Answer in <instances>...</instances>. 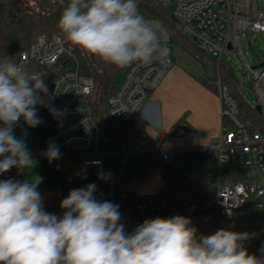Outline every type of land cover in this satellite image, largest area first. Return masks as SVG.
<instances>
[{
	"label": "clouds",
	"instance_id": "1",
	"mask_svg": "<svg viewBox=\"0 0 264 264\" xmlns=\"http://www.w3.org/2000/svg\"><path fill=\"white\" fill-rule=\"evenodd\" d=\"M57 27L66 42L119 67L168 56L161 25L140 14L139 0H69ZM43 78L10 57L0 59V175L36 164L14 130L21 119L31 128L42 123ZM43 155L59 159V148L51 143ZM41 180H0V264H264V246L260 256L245 247L248 233L221 228L198 235L181 215L146 219L127 233L119 205L98 201L95 183L72 189L58 217L43 207Z\"/></svg>",
	"mask_w": 264,
	"mask_h": 264
},
{
	"label": "built area",
	"instance_id": "2",
	"mask_svg": "<svg viewBox=\"0 0 264 264\" xmlns=\"http://www.w3.org/2000/svg\"><path fill=\"white\" fill-rule=\"evenodd\" d=\"M166 8L174 5L172 15L177 19L184 35L194 40L203 50L220 60L229 51L235 50L245 59L241 46L242 31L264 33V12L260 11L257 0H159ZM150 21H156L164 32V45L168 56L164 62L159 60L149 64L134 62L125 66L123 77L117 89L108 97L109 112L112 117L130 124L142 111L153 92L165 79L175 65L170 56L172 41L166 26L139 10ZM232 44V49L229 44ZM21 63L25 66L36 65L40 70H47L57 64L63 69L53 79L51 92L47 98L49 115V136L44 148L36 146L28 149L34 160L47 159L43 153L49 144L54 143L60 152V158L51 161V172L55 179L61 178L64 161L85 167L99 168L104 164L106 154L122 155L121 162L127 163L129 157L145 150L141 144L123 143L118 150H109L101 126L96 122L91 107L90 97L95 88L93 77L80 71L77 56L69 49L63 37L48 38L38 35L30 47L21 53ZM251 74L252 88L256 97L255 107L261 106L264 118V68L257 70L247 63ZM31 73L35 71L29 70ZM222 100V120L230 123L223 125L215 147V156L221 170L229 169L235 164L245 168L243 178L237 182L219 183L208 202L191 192L159 193L142 195L137 202V215L121 216V223L127 233H131L146 219L156 217L169 218L175 215L191 219L192 226L200 231H207L215 225L211 211L213 203L221 206L229 229L239 212L251 201L264 210V132L239 118V104L229 93L227 85L218 79ZM50 109L59 110L54 116ZM22 121V119H21ZM20 121V122H21ZM52 121V125L50 124ZM118 122V121H117ZM16 137L19 136L16 134ZM103 139L105 145L101 144ZM176 152L162 150L161 157L173 163ZM242 156L241 162L238 157ZM99 163H94V162ZM23 171L16 168L0 175V180L14 179ZM15 180V179H14ZM103 202V200H98ZM131 226L130 231L126 230ZM206 235V234H203Z\"/></svg>",
	"mask_w": 264,
	"mask_h": 264
},
{
	"label": "trees",
	"instance_id": "3",
	"mask_svg": "<svg viewBox=\"0 0 264 264\" xmlns=\"http://www.w3.org/2000/svg\"><path fill=\"white\" fill-rule=\"evenodd\" d=\"M69 0H0V59L10 57L18 63H21V53L28 49L38 35H45L48 38L55 36L63 37L57 27V22L63 8ZM139 10L145 15L162 22L170 35L173 43H183L189 51L199 57H205L209 64L216 70L214 77L207 78L203 74H197L196 77L210 89L220 92L218 79L228 87L229 93L237 100L239 104V118L253 127L264 132V118L256 107L249 102L240 92L238 83L231 74L232 68L223 58L219 62L217 69V58L203 50L191 38L184 35L180 25L172 18L167 8L159 0H139ZM69 49L77 56L80 63L81 73L91 76L95 80V88L91 94L90 102L93 116L96 122L101 126L107 148L109 150H118L125 143L128 145L137 144L136 140L130 137L129 124L120 125L114 117L111 116L108 106V97L117 89L118 74L125 67H119L107 63L99 57L90 55L83 50L68 43ZM27 70L35 71L44 76V83L47 85V98L51 92L53 79L63 69L62 64H57L45 71L40 70L36 65L26 66ZM37 115L42 123L38 125L40 137L45 134V139L39 147L44 148L49 136V115L47 106H37ZM183 121H178L174 128L177 129ZM226 125V119L223 121ZM41 140V139H40ZM144 146L159 145L152 141H141ZM162 172V177L166 185L158 193L168 195L172 193L191 192L198 195L204 202H208L215 193L218 182L208 179H193L180 174L173 163L166 162L158 153H153ZM122 155L116 154L115 160L117 166L121 161ZM119 167V166H118ZM21 177L14 179L24 181L28 179V170H24ZM245 168L242 164H235L229 169L221 170V183L237 182L243 178ZM42 178L40 185L45 186L49 183L59 182L61 184V194L52 197L48 204L43 205L44 209H49L51 213L58 217L63 215V209L60 208L61 201L68 195L72 189L83 188L90 183L96 184L94 196L97 200L110 201L119 205V212L122 215L135 217L137 215V202L139 197H125L118 190H112L109 185L99 178L96 167H85L77 164H71L68 160L64 161V167L61 171V178L55 179L52 173L40 175ZM230 230L237 232H255L259 240L252 245L245 246L249 254L255 253L260 256L261 248L264 246V210L260 209L255 201L251 200L238 214L234 223L230 225ZM217 231L215 225L208 228L207 231L200 233L210 235Z\"/></svg>",
	"mask_w": 264,
	"mask_h": 264
},
{
	"label": "crops",
	"instance_id": "4",
	"mask_svg": "<svg viewBox=\"0 0 264 264\" xmlns=\"http://www.w3.org/2000/svg\"><path fill=\"white\" fill-rule=\"evenodd\" d=\"M197 74L200 73L175 63L140 114L129 124L130 137L139 141L137 144L143 145L141 141L148 140L158 147L143 145L145 150L130 156L127 163L120 161L119 167L116 154L104 156V164L97 168L98 175L107 176L102 180L112 190H118L125 197L158 193L166 181L153 153L161 156V151L167 149L176 152L173 165L180 174L193 179L207 177L218 185L221 183L215 147L223 128L222 100L219 93L198 80ZM180 120L182 125L175 129ZM40 142L36 141L33 147ZM50 172L51 169L38 173L37 177Z\"/></svg>",
	"mask_w": 264,
	"mask_h": 264
},
{
	"label": "rangeland",
	"instance_id": "5",
	"mask_svg": "<svg viewBox=\"0 0 264 264\" xmlns=\"http://www.w3.org/2000/svg\"><path fill=\"white\" fill-rule=\"evenodd\" d=\"M248 1L249 0H242L244 4H247ZM257 2L259 4L260 11L264 12V0H257ZM173 9L174 5L167 7L169 13H172ZM241 46L244 51L245 59H242L237 51L232 50L224 55L223 60L233 68L235 76L239 80L238 88L240 92L249 102L255 103L256 97L252 88V79L251 74L248 72L247 63L251 66H257V70L264 68V65H261L264 63V33L242 31ZM170 56L173 58L175 63L196 70L207 78L214 77L216 73V70L209 64L205 57L195 55L189 51L183 43H173L170 47ZM225 127H230V123L227 120ZM15 134H18L20 138L25 140L28 148H32L36 141L41 139L40 141L43 142L45 139L44 133L40 137L38 126L35 128L28 127L24 124L23 120L22 123L15 128ZM242 158V156H239L238 162H241ZM50 169L51 162H49L48 159L41 158L36 162L35 166L30 170L27 176L30 180L36 179L38 173L47 172ZM21 176L22 175H19V177ZM37 190L43 198V204L46 205L52 197L61 193V184L59 182H54L45 186L38 185ZM45 210L51 213L49 209ZM131 229L132 227L128 226L126 230L130 231ZM241 233H248L249 235V239L244 242L245 246L255 244L259 240V236L255 232L247 231Z\"/></svg>",
	"mask_w": 264,
	"mask_h": 264
},
{
	"label": "water",
	"instance_id": "6",
	"mask_svg": "<svg viewBox=\"0 0 264 264\" xmlns=\"http://www.w3.org/2000/svg\"><path fill=\"white\" fill-rule=\"evenodd\" d=\"M172 18H173L174 20L177 21V19L175 18L174 15H172ZM229 48L232 49V44H231V43L229 44ZM261 65H264V63H262ZM256 67H257V66H254V68H256ZM230 71H231V74L233 75V77H235L236 82L238 83L239 80L236 78L233 68H231ZM122 77H123V72H120V73L118 74V77H117V80H116V83H117V84H120V82H121V80H122ZM256 109H257L259 112H261V106H260V105H257V106H256ZM117 121H118V123H119L120 125H122V126L125 125L124 121H122V120H120V119H117ZM50 124L52 125V121H50ZM101 144H102L103 146L105 145L103 139L101 140ZM211 211H212V213H213V215H214L215 227L217 228V230H219V229H221V228L229 229L228 222H227L226 219L224 218L223 210H222L221 206H219V205L216 204V203H213V204L211 205Z\"/></svg>",
	"mask_w": 264,
	"mask_h": 264
}]
</instances>
